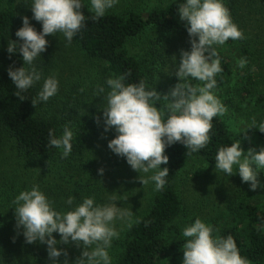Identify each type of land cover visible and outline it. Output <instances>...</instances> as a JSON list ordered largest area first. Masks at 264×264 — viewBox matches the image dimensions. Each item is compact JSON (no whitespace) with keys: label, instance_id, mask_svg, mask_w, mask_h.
Returning a JSON list of instances; mask_svg holds the SVG:
<instances>
[{"label":"trees","instance_id":"trees-1","mask_svg":"<svg viewBox=\"0 0 264 264\" xmlns=\"http://www.w3.org/2000/svg\"><path fill=\"white\" fill-rule=\"evenodd\" d=\"M82 2L86 21L72 39L76 49L85 58L102 64L103 77L123 76L126 84L144 80L147 88L156 89L160 93L158 67L165 68L173 56L179 57L181 49L187 50L183 43L188 36L186 22L179 19L178 12L179 4L184 0H167L162 5L147 8L146 11L130 7L121 13L106 12L96 20L91 19L93 14L89 12L85 0ZM224 5L232 21L242 31L243 38L229 39L222 46L225 51H233L231 56L246 59L243 74H250L255 68L254 73L264 81V0H224ZM15 8L14 0H0V184L8 181L6 179L16 178L28 186L27 181L32 175L35 176V172L39 179H43L42 174L48 169L50 175L55 177L62 171L63 164H71L88 146L87 136H99L107 132L102 119V108L106 101L104 93L96 94L97 86L102 83L95 79L93 106L86 113L83 111L72 114L63 95L58 93L59 87L52 100L47 102L50 110H44L42 101L36 105L32 103L41 87L37 82L22 93L25 96L23 100L14 94L16 89L7 69L9 66L19 67L23 63L18 51L9 53L7 50L8 43L18 39L15 32L22 25ZM29 22L37 31L40 30V22L34 19ZM50 35L46 36L47 41ZM146 39V44L140 43ZM138 44L140 47H137ZM218 56L223 70L215 77V89L222 88L232 74V62L224 54V49L220 50ZM59 57L61 56L57 59ZM53 60L54 55L49 48L34 60L41 77L43 73H48V76L53 73L59 79L60 74L56 71L61 70L56 62L52 64ZM104 86L107 91V85ZM73 99L77 102L78 96ZM164 103L161 99L157 106L162 108ZM78 104L72 103V106ZM255 105L253 122L240 131H231L220 115L213 117L210 140L197 152L187 151L182 143H174L165 148L169 157L166 183L158 191L152 185L146 211L133 221L131 227L126 228L121 240V250L114 264H174L186 239L179 234L180 228L176 224L183 213L177 187L182 167L192 159L215 167L214 159L219 146L240 140V147L246 151L257 140H262L264 132L257 127L264 122V97H258ZM66 124L74 135L71 141L72 151L62 159L59 150L48 145V132L51 129L55 135H59ZM111 138L113 136L108 135L103 140L106 148ZM116 159L114 154L110 160L112 170L122 171L121 178L125 168H120L123 165ZM73 175L78 178L74 181L75 188L64 191L56 186L43 192L46 195L52 193L54 201L59 194L64 199L74 193L75 198L91 196L90 191L99 187L98 182L102 177L97 168L70 174ZM43 181L35 184L40 187ZM259 182L256 189L246 187L237 191L228 219H221L220 222L213 219L210 223L214 228V236L233 237L240 255L247 259L248 264H264V187L260 186L264 185V176L259 178ZM79 186L86 190L82 195L77 192ZM97 200L96 198L95 201ZM52 235L56 237L59 234L53 232ZM49 260L46 244L26 243L22 228L0 227V264H48Z\"/></svg>","mask_w":264,"mask_h":264},{"label":"clouds","instance_id":"clouds-1","mask_svg":"<svg viewBox=\"0 0 264 264\" xmlns=\"http://www.w3.org/2000/svg\"><path fill=\"white\" fill-rule=\"evenodd\" d=\"M116 3L118 0H89L91 19L103 17ZM29 6L32 19L41 24L40 30L29 22L28 16H22V25L15 32L18 39L11 40L7 47L9 53L18 51L23 61L21 66L7 69L16 89L14 94L21 100L25 98L22 93L41 80V72L33 62L46 50V36L61 33L70 43L86 21L82 0H30ZM178 12L179 19L186 22L190 48L180 50L175 71L178 81L168 93L161 95L156 89L147 88L144 80L126 84L123 76L108 77L107 91L104 85L96 88V94L104 93L106 101L102 108L104 129H114L116 133L108 140V148L122 156L133 170L147 174L138 179L141 184L152 182L157 191L165 185L169 174L165 148L182 143L189 152L203 149L210 140L213 117L226 111L213 91L217 85L215 77L223 70L214 45L243 38L224 0H184ZM246 63L245 58L237 60L240 68ZM193 80L200 83L193 84ZM57 91V78L45 77L32 99L33 105L47 101ZM161 99L165 103L159 108L157 103ZM257 129L264 132V122ZM73 135L67 124L59 135L50 129L48 145L59 150L62 159L66 158L72 151ZM214 162L215 170L228 175L238 172L242 182H249L250 189H256L260 183L257 172L264 170V146L245 151L240 140L224 144L217 148ZM162 164L165 166L161 167ZM98 172L102 174L103 168ZM74 198L69 195L65 200L68 207L57 210L38 185L20 190L12 201L16 227L22 228L26 243L47 245L48 264H60L56 258L62 253L63 264H69L67 251L56 245L70 241L82 247L72 264H111L108 249L119 236L116 222L131 227L133 211L117 206L115 195H108L105 203L95 202L93 196H84L78 203H74ZM53 232L59 234V241ZM213 232V226L200 217L183 226L181 235L186 239L182 264H248L231 235L214 236Z\"/></svg>","mask_w":264,"mask_h":264},{"label":"rangeland","instance_id":"rangeland-1","mask_svg":"<svg viewBox=\"0 0 264 264\" xmlns=\"http://www.w3.org/2000/svg\"><path fill=\"white\" fill-rule=\"evenodd\" d=\"M167 0H118L111 9L106 12H122L129 10L130 7L140 8V10L146 11L147 8L162 5ZM89 5V0H85ZM30 0H14L15 9L18 19L21 21L22 16H28L29 20H32V12L29 6ZM152 37V36H151ZM73 41V40H72ZM67 42L63 37V34L57 35L51 34L48 39L46 49L49 48L53 55L54 60L52 64L56 62L58 68L56 73L59 72L58 87L60 88L58 93L63 95V100L68 104V109L72 111V114L85 113L87 109L93 106V85L95 81H99L102 85H106V77H103L101 71L102 64L94 62L91 59L85 58L80 51L76 49L73 42ZM146 40L140 43L146 44ZM185 47L190 48L189 37L186 36L183 40ZM137 47H140L138 44ZM217 49V55L220 50L224 49L226 54L232 62V74L227 83L222 87L214 90L215 95L225 106V113L220 115L222 120L226 123L231 131H240L253 122L255 118L256 102L258 97H264V81L261 80L259 75H256L255 68L250 74H243L242 68L237 66L238 58L234 55H230L233 51H225L222 45H214ZM58 56H61L57 59ZM179 58L172 59L165 68L158 67L157 81L161 86L160 93L162 95L169 92V90L177 83L178 78L175 75L176 65L179 63ZM49 75V76H51ZM57 75V74H56ZM48 76V73H43V77L38 81L40 85L43 83V79ZM95 79V81L93 80ZM193 84L200 83L199 81H191ZM78 96L76 102L73 98ZM52 100V96L44 103V110H50L48 101ZM72 103H79L72 106ZM106 104V103H105ZM82 109V110H81ZM59 112V110L57 109ZM49 114H52L49 111ZM113 133L110 134V129L102 135L87 136V147H85L79 156H76L71 164H63L62 171L57 173L54 177L50 175L47 169L42 174L43 179L32 175L29 179L28 186L17 180L16 178L6 179L8 181L0 184V227H16V220L14 216V210L12 201L19 193L20 190L31 188L36 182L43 181L40 185L42 191H48L50 187L58 186L59 189L69 191L75 188L74 175L70 176L73 172H82L84 170H91L93 168H103L102 177L99 180V187L90 191L91 196L98 200L97 203L107 202L108 195H115L117 206L123 209H129L133 211V221L146 211L149 195L151 192L152 182L148 184H141L138 176L145 177L147 174L133 170L125 161L122 156H116V160L120 162V168H125L124 174L120 178V173L112 170L111 158L114 153L104 144L103 140L110 135L114 136L116 133L114 129H111ZM250 148L259 150L261 146H264V136L262 140H257L256 144L251 145ZM120 158V159H119ZM115 160V161H116ZM90 163V164H89ZM89 164V165H88ZM235 170V168H234ZM129 173L133 174L131 176ZM49 176H48V175ZM135 175V176H134ZM264 176V170H258L257 179ZM130 177V178H129ZM21 179V178H19ZM86 180V179H84ZM125 180L126 183L125 184ZM82 185V184H81ZM178 193L183 205V213L176 220V224L179 226L180 235L184 225L191 223L196 217H200L206 223H211L213 219L220 220L229 217L231 206L234 202V196L239 189L249 187V182H242L238 172L231 175L224 174L219 170H215V167L209 166L206 163L192 159L188 161L182 167L178 179H177ZM51 190V189H50ZM77 192L82 195L86 190L84 187L79 186ZM75 194V193H74ZM74 194H69L73 195ZM51 195L47 197L52 201L53 206L57 210L66 209L68 206L65 204V200L62 194H59L56 201L53 200ZM82 197L74 198V203H78ZM63 200V202H61ZM264 203V199H263ZM127 226H123L121 221L116 222V229L119 232V236L114 239L109 251L111 256V264L115 263L117 255L121 250V240ZM18 229V228H17ZM182 236V235H181ZM183 237V236H182ZM59 241V235L55 237ZM184 238V237H183ZM57 248L65 249L67 251V260L69 264H72L81 253L82 247H77L73 242L64 244L60 242L56 245ZM183 249L181 248L180 254L176 257L174 264H182ZM63 264L65 256L62 253L60 257L56 258Z\"/></svg>","mask_w":264,"mask_h":264}]
</instances>
